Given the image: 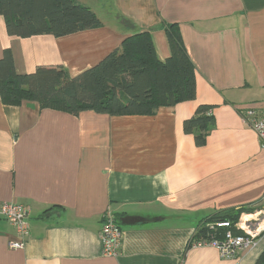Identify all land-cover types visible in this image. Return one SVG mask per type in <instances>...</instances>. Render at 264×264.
I'll return each instance as SVG.
<instances>
[{
	"label": "crops",
	"instance_id": "0c3cea01",
	"mask_svg": "<svg viewBox=\"0 0 264 264\" xmlns=\"http://www.w3.org/2000/svg\"><path fill=\"white\" fill-rule=\"evenodd\" d=\"M102 26L55 37L11 36L0 15V57L11 48L19 73L62 65L73 76L97 65L124 38L148 30L159 59L166 26L178 23L197 68V97L153 115H79L35 101L0 98V203L31 207L23 248L0 215V264H256L264 235L234 255L197 247L221 211L264 213V147L244 121L264 113V0H79ZM213 106L203 145L183 122ZM123 230L117 256L102 252L103 215Z\"/></svg>",
	"mask_w": 264,
	"mask_h": 264
},
{
	"label": "trees",
	"instance_id": "16d2710c",
	"mask_svg": "<svg viewBox=\"0 0 264 264\" xmlns=\"http://www.w3.org/2000/svg\"><path fill=\"white\" fill-rule=\"evenodd\" d=\"M0 15L8 34L17 37H60L102 26L97 14L79 0H0ZM166 33L171 53L165 60L159 59L150 31H139L124 38L97 65L75 76L62 65H39L32 72L19 73L11 48H5L0 57V98L11 105L35 101L42 108L74 115L84 111L153 115L161 106L194 100L197 68L180 25L167 24ZM214 121L213 106L200 104L194 115L183 122V129L195 135L197 145H203ZM254 210L221 211L210 220L230 219L236 223L241 213ZM207 233L204 227L198 236L205 238ZM256 264H264V251Z\"/></svg>",
	"mask_w": 264,
	"mask_h": 264
},
{
	"label": "built area",
	"instance_id": "2783aa9c",
	"mask_svg": "<svg viewBox=\"0 0 264 264\" xmlns=\"http://www.w3.org/2000/svg\"><path fill=\"white\" fill-rule=\"evenodd\" d=\"M243 118L257 133L264 147V113L255 107H248L243 112ZM30 214L31 207L27 204L9 201L0 203V215L14 226L19 237L18 240L10 243L11 248L24 247L31 233ZM206 227L208 236L200 240L193 239L190 244L197 247L215 246L219 249L221 256L234 255L241 248L255 245L257 238L264 235V213L242 214L236 223L230 220H216L207 224ZM100 239L104 255L117 256L120 253L123 230L118 218L110 209L103 215Z\"/></svg>",
	"mask_w": 264,
	"mask_h": 264
},
{
	"label": "rangeland",
	"instance_id": "374dc122",
	"mask_svg": "<svg viewBox=\"0 0 264 264\" xmlns=\"http://www.w3.org/2000/svg\"><path fill=\"white\" fill-rule=\"evenodd\" d=\"M247 212L245 211V212H243V213H241V215L239 216V218H238V220L240 219V217L242 216V214H246ZM226 220H230V219H226ZM237 220V221H238ZM231 221V220H230Z\"/></svg>",
	"mask_w": 264,
	"mask_h": 264
}]
</instances>
